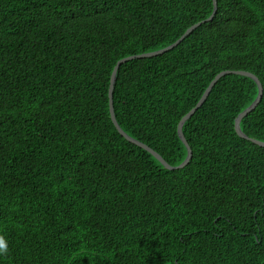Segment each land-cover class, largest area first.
I'll return each mask as SVG.
<instances>
[{
	"label": "trees",
	"instance_id": "obj_1",
	"mask_svg": "<svg viewBox=\"0 0 264 264\" xmlns=\"http://www.w3.org/2000/svg\"><path fill=\"white\" fill-rule=\"evenodd\" d=\"M177 48L121 66L122 130L171 166L222 72L264 89V0H216ZM213 0H0V264H264L259 96L226 75L169 171L110 114L119 61L163 50ZM264 143V94L241 123Z\"/></svg>",
	"mask_w": 264,
	"mask_h": 264
},
{
	"label": "water",
	"instance_id": "obj_2",
	"mask_svg": "<svg viewBox=\"0 0 264 264\" xmlns=\"http://www.w3.org/2000/svg\"><path fill=\"white\" fill-rule=\"evenodd\" d=\"M214 2V13L213 15L206 21H203L199 24L194 25L193 27H191L189 30H187V32L173 45L157 51V52H153V53H149V54H143V55H138V56H132L129 58H125L121 61L118 62V64L116 65L113 74H112V78H111V85H110V90H109V99H110V114H111V119L112 122L114 123L116 129L118 130V132L121 134V136H123L127 141H129L130 143L144 149L145 151L149 152L151 155H153L167 170L169 171H175V170H180V169H184L185 167H187L193 157V152L192 149L190 148L185 135L183 133V127L185 125V123L187 121H189L197 112L198 110H200L203 105L205 104V102L208 100L209 96L211 95L214 87L216 86V84L226 75H239V76H245V77H249L252 78L253 80L256 81V83L258 84L259 87V96L256 99V101L252 104V106H250L247 110H245L242 114L239 115V117L236 120V124H235V129L236 132L238 134L239 137H241L242 139L248 140L252 143H254L257 146H260L262 148H264V143L251 139L249 137H247L241 129V123L242 121L249 116V114H251L253 111H255L257 109V107L260 105L263 94H264V89H263V85L261 84L260 80L253 74L248 73V72H222L221 74H219L214 80L213 82L210 84V86L208 87V89L206 90L205 94L203 95L202 99L200 100V102L197 104V106L191 110L181 121L179 127H178V132H179V136L180 139L182 140V142L185 144V146L188 148V156L187 159L185 160V162L183 164H181L180 166L174 167L171 166L169 163H167L164 158L159 155L158 153H156L154 150H152L151 148H149L147 145L143 144L142 142H139L133 138H131L130 136H128L120 127L118 121H117V117L115 114V109H114V90H115V84H116V80H117V74L119 69L121 68L122 65L130 62V61H134L137 59H148V58H154V57H158L161 55H164L166 53H168L169 51H172L173 49L177 48L191 33H193L195 30H197L199 27H201L203 24L211 22L216 13H217V9H218V3L216 0H213Z\"/></svg>",
	"mask_w": 264,
	"mask_h": 264
},
{
	"label": "clouds",
	"instance_id": "obj_3",
	"mask_svg": "<svg viewBox=\"0 0 264 264\" xmlns=\"http://www.w3.org/2000/svg\"><path fill=\"white\" fill-rule=\"evenodd\" d=\"M8 253V246L5 238L0 235V256H6Z\"/></svg>",
	"mask_w": 264,
	"mask_h": 264
}]
</instances>
